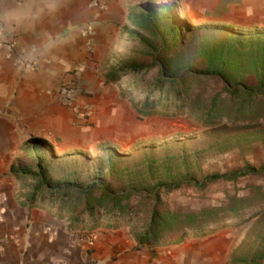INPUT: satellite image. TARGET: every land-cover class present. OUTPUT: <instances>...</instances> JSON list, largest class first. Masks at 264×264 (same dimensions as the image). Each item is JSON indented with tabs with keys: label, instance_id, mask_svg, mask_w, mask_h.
<instances>
[{
	"label": "crops",
	"instance_id": "1",
	"mask_svg": "<svg viewBox=\"0 0 264 264\" xmlns=\"http://www.w3.org/2000/svg\"><path fill=\"white\" fill-rule=\"evenodd\" d=\"M164 3H174L197 25L264 26V0ZM142 5L58 0L54 13L16 31L0 29V264H234V249L217 233L141 247L129 226L72 227L70 214L32 197L37 180L14 174L28 171L26 159L35 167L29 171L38 172V154L49 149L66 153L95 146L111 133L123 140L138 135L128 131L137 121L133 110L107 76L119 62L124 28ZM67 84L78 86L77 110L61 101Z\"/></svg>",
	"mask_w": 264,
	"mask_h": 264
},
{
	"label": "rangeland",
	"instance_id": "2",
	"mask_svg": "<svg viewBox=\"0 0 264 264\" xmlns=\"http://www.w3.org/2000/svg\"><path fill=\"white\" fill-rule=\"evenodd\" d=\"M142 2L138 15L153 8L163 16L165 9L174 5L164 0ZM173 16L162 20L161 38L135 22L124 28L119 62L108 70L120 97L133 110L132 117L137 118L128 131L138 135L123 140L111 133L95 146L66 153L49 149L43 155V167L56 181L79 186L103 181L120 191L151 186L149 192L165 181L158 190L170 209L198 211L231 204L237 214H228V218L233 216L230 223L218 225L209 234L228 239L229 248L234 249L230 257L234 264H247L256 257L255 264H264V95L249 98L244 114L238 110L244 98L236 99L233 108L224 110L229 114L226 122L206 125L199 120L209 109L211 98L227 86L226 79L216 74V67L227 76L249 79L248 85L254 89L257 79L247 75L251 72L249 60L264 56V26L211 20L197 25L183 18L178 8ZM226 60L229 63L220 66ZM122 67L126 69L117 71ZM223 96L225 101H233ZM184 100L188 103L183 104ZM136 103L168 104L183 113L147 117L140 114ZM29 161L24 163L32 170L35 167H30ZM174 178L176 183H170ZM203 182L204 186L196 185ZM169 187L173 189L165 193ZM138 200L140 197L133 196V202ZM150 208L124 225L132 228L135 236L146 227Z\"/></svg>",
	"mask_w": 264,
	"mask_h": 264
},
{
	"label": "trees",
	"instance_id": "3",
	"mask_svg": "<svg viewBox=\"0 0 264 264\" xmlns=\"http://www.w3.org/2000/svg\"><path fill=\"white\" fill-rule=\"evenodd\" d=\"M151 1L156 3V0ZM175 9L176 7L172 4L165 9L163 16H158L156 10L151 8L149 12L144 11L136 15L133 23L140 24L143 26L142 28L161 38L164 37L162 20L174 17L173 10ZM249 61L251 72L247 75L251 74L256 76L257 79L254 89L250 87L251 85H248L249 79L246 78V81L245 78L238 80L236 76H227L223 70V72L219 73L217 72L218 67L215 68L216 74L226 79L227 86L211 98L209 109L204 112V115L200 116L199 120L202 123L217 125L218 123L226 122L225 119L229 114L226 111L224 112V110L233 108V103L236 102V99L244 98L242 102L239 101L238 105V110L244 114L246 101L251 102L252 96L255 94L262 93L264 95V56L254 60L251 57ZM228 63V60H226L220 66H225ZM125 69V67H122V69L120 68L117 71ZM113 76V74H110L107 77L112 81ZM223 94L226 95L225 97L228 96L230 101H233L231 103L225 101ZM176 97L180 98V94H177ZM186 101L184 100L182 103L184 104ZM135 105L140 114L147 117L157 114L175 117L178 113H183L179 107L173 106L171 108L168 104L149 106L136 103ZM38 158L40 165L38 172L28 170L16 171L14 174L22 181L37 180L39 184L33 188L32 197L35 199L39 195L41 202L56 207L62 215L64 213L70 214L72 227L96 229L103 224L109 228H119L127 222L134 221L144 209L150 206L151 217L146 222L147 225L143 232L136 234L138 244L141 247L160 245L169 241H181L189 234L196 236L207 235L218 229V225H223L226 221V223H230L233 216L228 218V214H237L231 204L224 207L204 208L198 211H189L182 208L170 209L162 198V190H158V188L164 187L165 181H159L158 187L149 190V192L147 189L151 188V186L142 188L139 191H136L135 188L129 191H120L110 187L103 181H92L85 186H79L69 181H56L47 174V169L43 167V156L38 154ZM261 169L264 170V165ZM174 182L176 183L175 178L170 183ZM196 185L204 186L205 183H197ZM172 189L173 187H169L165 193H169ZM135 195L140 197L137 202L132 201ZM149 198H152V201H149ZM255 215H259V212ZM231 224H238V222ZM260 259H262V256H259ZM257 260L258 258L256 257L247 264L258 263ZM241 261L247 262L243 258H241Z\"/></svg>",
	"mask_w": 264,
	"mask_h": 264
},
{
	"label": "clouds",
	"instance_id": "4",
	"mask_svg": "<svg viewBox=\"0 0 264 264\" xmlns=\"http://www.w3.org/2000/svg\"><path fill=\"white\" fill-rule=\"evenodd\" d=\"M57 7L58 0H10L0 5V29L16 31Z\"/></svg>",
	"mask_w": 264,
	"mask_h": 264
},
{
	"label": "built area",
	"instance_id": "5",
	"mask_svg": "<svg viewBox=\"0 0 264 264\" xmlns=\"http://www.w3.org/2000/svg\"><path fill=\"white\" fill-rule=\"evenodd\" d=\"M19 62L20 64H22V66H24L23 58H19ZM77 89H78V86L76 84H67L66 86H64V88L61 91L63 93L61 97V101L66 105L72 106L76 110H77L78 105H75L74 97L77 96L78 94Z\"/></svg>",
	"mask_w": 264,
	"mask_h": 264
}]
</instances>
